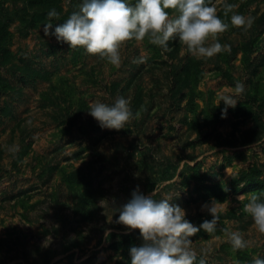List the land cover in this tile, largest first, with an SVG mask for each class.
Returning <instances> with one entry per match:
<instances>
[{
    "label": "rangeland",
    "instance_id": "obj_1",
    "mask_svg": "<svg viewBox=\"0 0 264 264\" xmlns=\"http://www.w3.org/2000/svg\"><path fill=\"white\" fill-rule=\"evenodd\" d=\"M82 3L59 0L51 31ZM226 4L237 5L227 16ZM5 6L11 20L0 53V264H131L130 248L144 241L117 221L137 188L179 205L197 227L213 218L203 205L222 204L215 232L201 229L191 238L196 264L264 259V235L244 211L249 194L264 200V0L209 4L229 24L219 43L230 50L213 58L191 55L178 38L167 52L145 38L121 47L119 67L45 36L48 20L30 26L21 0ZM233 14L253 18L251 27H232ZM140 58L145 62H134ZM189 59L197 70L187 81L181 69ZM238 82L244 92L222 118L220 97L235 95ZM119 97L134 118L119 131L102 129L90 104L111 106ZM202 183L237 191L223 201L202 198ZM225 229L241 232L248 246L234 251Z\"/></svg>",
    "mask_w": 264,
    "mask_h": 264
},
{
    "label": "clouds",
    "instance_id": "obj_2",
    "mask_svg": "<svg viewBox=\"0 0 264 264\" xmlns=\"http://www.w3.org/2000/svg\"><path fill=\"white\" fill-rule=\"evenodd\" d=\"M236 7L224 5V15ZM58 15L55 10L48 13V22L43 27L45 36L54 35L58 42L68 44L71 49L83 48L115 67L121 64L120 49L126 42H143L145 38L164 52L169 51V41L178 38L188 53L204 59L230 50L229 45L219 43V37L228 31L229 24L219 18L216 7L209 6L206 0H136L134 5L128 0H83L79 11L73 12L52 32L53 18ZM230 23L232 27L247 31L253 18L233 14ZM134 62L145 61L140 58ZM243 92L244 85L238 82L235 95L220 97L225 104L222 118H226L228 108H235L238 103L235 97ZM87 112L102 129L116 131L124 129L134 118L129 101L123 97L117 98L111 106L92 102ZM153 194L145 196L137 188L132 198L119 209L117 223L129 230H138L144 241L142 246L130 248L131 264H196L197 254L191 238L201 229L209 234L215 232L222 204L213 200L203 205L213 218L197 227L185 218L186 212L179 205H173L169 199L158 201ZM241 199L244 197H238ZM244 211L251 216L257 232L264 235L261 196L249 194ZM224 231L234 251L248 246L241 232ZM199 264H206V260L201 258ZM253 264H264V259L256 258Z\"/></svg>",
    "mask_w": 264,
    "mask_h": 264
},
{
    "label": "trees",
    "instance_id": "obj_3",
    "mask_svg": "<svg viewBox=\"0 0 264 264\" xmlns=\"http://www.w3.org/2000/svg\"><path fill=\"white\" fill-rule=\"evenodd\" d=\"M213 0H206V3L209 5ZM5 2L7 0H0V53L4 54L6 52V49H4V46L1 42H4L5 35L8 34L7 31V23L10 21V13L5 6ZM24 10H30L31 14L28 17V23L30 26H34L37 24V22L43 21V20H48V13L51 10H55L57 13H59V8L56 7L57 2L59 0H21ZM59 16V15H58ZM55 18H53L54 21ZM63 21V16L59 17V22L62 23ZM195 62H193L191 59L187 61V63L182 67L181 72H182V79H188L193 77V70H197ZM180 79V77H177V79ZM194 78V77H193ZM192 78V79H193ZM180 79V81L182 80ZM176 80V79H175ZM253 130L250 129L249 132H252ZM196 178V183L199 182V178L201 175H195ZM253 180V178L249 179ZM260 183H264V181H260ZM204 189L205 193L200 194L202 198H207V197H213L217 201H223L225 197L228 195V193L231 192H236L237 189H224L221 190L218 186L214 185H207L202 183L200 187H197L196 190L200 191ZM132 233H129L128 236H131Z\"/></svg>",
    "mask_w": 264,
    "mask_h": 264
}]
</instances>
